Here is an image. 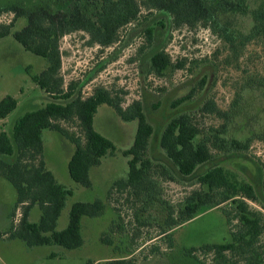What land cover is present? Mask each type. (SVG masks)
I'll use <instances>...</instances> for the list:
<instances>
[{"label": "trees", "instance_id": "trees-1", "mask_svg": "<svg viewBox=\"0 0 264 264\" xmlns=\"http://www.w3.org/2000/svg\"><path fill=\"white\" fill-rule=\"evenodd\" d=\"M251 1L255 3L253 9L247 7L248 0H36L28 4H0V18L4 14L12 15L8 24L0 23V40L10 36L25 52L45 60L44 70L32 76L31 80L50 99L44 106L19 117L8 134L0 132V177L16 191L12 216L20 211L19 221L6 232H0V239L20 240L27 247L54 245L69 251L83 245L82 219L101 217L106 205L101 200L72 203L66 227L57 230V221L72 191L59 184L46 168L42 132L58 133L73 145L67 162L68 175L77 185L91 188V169L98 167L102 158L117 151L110 140L93 128L98 107L105 105L123 122L137 124L132 145L121 151L127 159L126 177L115 181L110 188L125 194V204L129 205L127 209L133 222L130 243L136 241L139 229L155 227L156 236L146 242L157 238L170 251L173 248L171 235L176 228L204 212L222 209L227 226L235 222L230 230L231 241L192 248L186 251V255L197 259L194 252L212 254L216 264H237L239 261L264 264V214L248 204L255 203L264 210V164H261L262 195H258L254 186L237 181L222 165L215 163L220 156L247 153L255 139L264 141V132L251 133L244 139L228 135L225 124L236 117L239 97L227 112L218 109L212 100L203 103L197 112L226 120L220 127L207 131L201 129L193 112L174 115L159 134V159H155L150 148L154 127L140 101L123 108L120 98L103 87L94 88L91 95L83 98L79 83L69 82L64 87L60 74L59 43L62 38L82 32L88 36L89 46L108 48L119 41V33L124 27L138 22L142 12V20L146 23L142 29L145 45L138 51L141 53L149 48L144 54L148 74L156 77H165L185 66L182 60L173 63L162 44L154 43L163 31L192 30L198 25L218 27L231 48H243L253 39H259L264 46V0ZM227 11L248 13L252 27L247 35L235 33L229 22H220V12ZM19 19L23 21L22 27L12 30ZM262 81V84L254 86L264 88V79ZM193 92L191 90L176 99L171 106L175 108L187 103ZM16 106L17 102L11 96L0 100V119L6 118ZM63 123L74 124L78 133L68 132L61 125ZM208 164L211 166L197 172ZM189 178L194 180L192 185H197V189L175 204L164 199L163 182L183 184ZM34 208L40 212L37 222L29 219ZM158 209L157 217L151 212ZM115 231L121 235L124 229L121 225L111 226L110 232ZM100 242L106 246L113 245L108 234L102 235ZM144 245L135 249L141 251ZM136 250L123 255L117 249V257L88 261L87 264H137L134 258ZM158 252L163 254L160 247L152 245L150 254L144 257Z\"/></svg>", "mask_w": 264, "mask_h": 264}, {"label": "rangeland", "instance_id": "rangeland-1", "mask_svg": "<svg viewBox=\"0 0 264 264\" xmlns=\"http://www.w3.org/2000/svg\"><path fill=\"white\" fill-rule=\"evenodd\" d=\"M34 1L36 0H0V4H28ZM254 6V1L248 0L247 7L253 9ZM143 15L142 12L138 22L124 27L119 33V41L108 48L89 46V38L82 32L62 38L59 43L60 74L64 87L69 82L79 83L83 98L91 95L94 88L103 87L120 98L123 108L134 101H140L154 127L150 148L155 159H159V134L174 115L186 111L195 113L196 122L205 131L226 123L225 119L215 115L197 112L208 100H212L221 111L227 112L239 97L236 117L225 124L230 137L244 139L250 137L251 133L264 132V88L254 86L256 83L262 84L264 79V46L259 39H253L245 47L236 50L230 47L218 27L203 28L198 25L192 30L180 28L163 31L154 43L162 44L173 63L182 60L185 66L165 77H156L148 74V62L144 54L149 48L141 53L138 51L145 45L142 29L146 23L142 20ZM11 18V14H4L0 23L8 24ZM218 18L220 22H229V27L237 34L247 35L252 27L248 13L220 12ZM22 25L23 21L19 19L12 30H18ZM45 67L44 59L25 52L10 36L0 40V100L11 96L17 102L16 108L6 118L0 119V132L8 134L19 117L44 106L50 100L31 80L32 76L39 74ZM248 85L251 87H247ZM191 90L194 92L190 101L175 108L171 106L172 102ZM61 125L70 133H78L74 124ZM136 125V122H123L108 106L98 107L93 128L110 140L117 151L112 156L102 158L100 165L91 169L92 186L88 189L74 183L68 175L67 162L73 152V145L58 133L44 130L42 142L46 168L59 184L72 191V196L66 199L57 221V230L66 227L69 209L74 202L101 200L106 205L105 211L101 217L82 219L83 245L78 249L69 251L54 245L27 247L20 240H7L0 241V260L5 264H87L88 261L98 262L103 258L117 257L121 251L123 255H127L130 251H135L138 245L145 244L141 251L136 250L134 254L137 264H216L212 254L194 252L197 260L187 256L186 251L231 241L230 230L235 222L227 226L222 209L204 212L176 228L171 235L173 248L170 251L157 238L146 242L156 236L155 227L139 229L136 241L134 244L130 243L133 222L127 209L129 205L125 204V194L116 193L110 188L115 181L126 177L127 159L121 155V151L132 145ZM215 163L222 165L237 181L254 186L258 195H262L260 185L264 141L255 139L247 153L220 156ZM210 166L211 164L203 166L197 172ZM193 183L194 180L191 181L190 178L183 184L163 182L164 199L172 204L177 203L187 193L198 188ZM16 196L12 185L0 177V232H6L20 219L18 211L12 216ZM248 204L264 214L259 205L251 202ZM39 213L38 208H34L29 219L37 222ZM151 213L159 216V209ZM117 225L123 227L124 235L118 234L117 230L110 232V227ZM104 234L113 239L112 246L100 242V237ZM152 245L160 247L163 254L159 255L158 252L145 258V255L150 254L148 252ZM50 254L56 256L49 257ZM236 259L238 260L234 258ZM237 264L243 263L239 261Z\"/></svg>", "mask_w": 264, "mask_h": 264}, {"label": "crops", "instance_id": "crops-1", "mask_svg": "<svg viewBox=\"0 0 264 264\" xmlns=\"http://www.w3.org/2000/svg\"><path fill=\"white\" fill-rule=\"evenodd\" d=\"M33 210V209H32ZM31 210V211H32ZM31 213V212H30ZM10 216V219L12 220V218H11V214L9 215ZM10 228V227H9ZM7 240H10V239H7V238H2V239H0V241H7ZM56 256V254H50L49 255V257H55ZM104 259H106V258H103V259H101V260H104ZM101 260H99V261H101ZM96 262V261H95ZM0 264H5L4 262H3V260H0Z\"/></svg>", "mask_w": 264, "mask_h": 264}, {"label": "built area", "instance_id": "built-area-1", "mask_svg": "<svg viewBox=\"0 0 264 264\" xmlns=\"http://www.w3.org/2000/svg\"><path fill=\"white\" fill-rule=\"evenodd\" d=\"M17 215H18V217L20 218V212H19V210H18V214H17Z\"/></svg>", "mask_w": 264, "mask_h": 264}]
</instances>
